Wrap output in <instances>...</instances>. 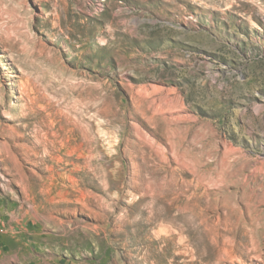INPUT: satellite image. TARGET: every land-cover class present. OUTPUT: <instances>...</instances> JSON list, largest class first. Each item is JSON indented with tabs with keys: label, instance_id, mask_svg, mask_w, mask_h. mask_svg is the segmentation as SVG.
<instances>
[{
	"label": "rangeland",
	"instance_id": "1",
	"mask_svg": "<svg viewBox=\"0 0 264 264\" xmlns=\"http://www.w3.org/2000/svg\"><path fill=\"white\" fill-rule=\"evenodd\" d=\"M0 264H264V0H0Z\"/></svg>",
	"mask_w": 264,
	"mask_h": 264
}]
</instances>
